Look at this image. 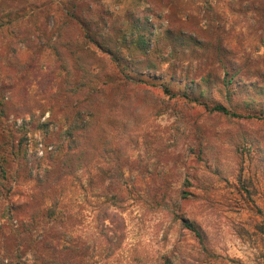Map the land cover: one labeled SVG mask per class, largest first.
Returning a JSON list of instances; mask_svg holds the SVG:
<instances>
[{
    "label": "rangeland",
    "instance_id": "1",
    "mask_svg": "<svg viewBox=\"0 0 264 264\" xmlns=\"http://www.w3.org/2000/svg\"><path fill=\"white\" fill-rule=\"evenodd\" d=\"M102 3L115 16L132 12L151 41L181 25L210 46L220 42L239 70L228 85L232 97H225L224 69L208 62L209 52L198 48L177 51L165 61L168 48L161 58L147 61L153 66L149 70L136 66L134 77L143 80L137 87L148 91L145 100L134 103L133 114L125 113L121 123L113 117L106 123L121 149L118 160L111 153L96 159L80 172L84 187L69 192L60 213L48 220L42 212L39 224L23 232L21 212L11 207L30 195L28 174L42 172L38 158L46 145H57L48 139V127L33 130L27 123L30 117L35 125L49 116L44 99L48 81L42 87L31 77L30 104L39 100L40 106L24 116L13 107L0 115V129L15 130L23 122L28 129L27 165L12 159L6 164L11 171H0V256L48 264L44 258L57 246L74 264H264V0ZM31 20L41 23L42 14ZM0 49L5 50L2 41ZM37 60L48 64L52 58L44 50ZM2 72L0 68V87ZM161 82L176 95L164 94ZM204 102L225 103L246 117L210 112ZM124 120L128 123L122 129ZM105 208L123 221L117 250L97 224ZM186 222L199 230L208 250Z\"/></svg>",
    "mask_w": 264,
    "mask_h": 264
},
{
    "label": "trees",
    "instance_id": "2",
    "mask_svg": "<svg viewBox=\"0 0 264 264\" xmlns=\"http://www.w3.org/2000/svg\"><path fill=\"white\" fill-rule=\"evenodd\" d=\"M37 14H42L41 23L31 20ZM193 33L181 25L173 26L151 41L145 27L132 12L115 16L102 0H0V41L5 48L4 51L0 49V68L4 72L0 115L5 116L10 107L21 116L31 113L34 107L40 106L39 100L30 104L31 77H37L42 87L43 82L48 81L44 99L49 116L35 125L30 117L27 123L33 130L48 127V139L57 143L54 149H46V145L45 153L38 158L42 172L33 177L29 172L31 192L26 201L11 207L21 212L18 216L20 230H33L39 224L42 212L48 220L56 217L69 192H80L84 187L79 174L89 170L96 159L111 153L118 160L121 149L114 143L106 123L110 117L121 123L125 113L133 114L135 104L145 100L148 91L137 87L143 80L134 77L136 66L142 65L141 70H149L153 66L146 64L147 61L161 58L168 48L165 61L179 51L201 49L209 52L208 62L213 60L224 69L225 97L231 99L228 85L239 70L230 58V52L220 42L210 46ZM22 49L27 52L20 57L18 54ZM44 50H48L52 58L48 64H40L37 60ZM43 65L45 70L41 71ZM161 85L164 94L176 95L164 82ZM182 95L187 96L186 93ZM188 100L201 104L198 98ZM203 105L210 112L232 118L246 117L225 103L210 106L204 102ZM27 123H21L15 130L0 129V171L3 174L11 171V166L6 165L8 162L14 160L25 166L28 163L24 147ZM127 123V120L122 122V129ZM52 145L48 142V147ZM118 216L115 211L105 208L97 220L98 227L103 229L101 235L113 250L119 249L123 240V221H119L121 217ZM185 225L198 237L203 249L208 250L199 230L191 223ZM53 249L51 256L44 258L46 263L74 264L57 246ZM0 264L23 262L3 255Z\"/></svg>",
    "mask_w": 264,
    "mask_h": 264
}]
</instances>
